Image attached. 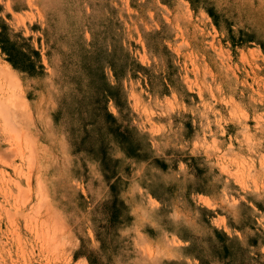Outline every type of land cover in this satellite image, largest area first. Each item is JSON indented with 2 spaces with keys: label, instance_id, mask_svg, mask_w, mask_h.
<instances>
[{
  "label": "rangeland",
  "instance_id": "obj_1",
  "mask_svg": "<svg viewBox=\"0 0 264 264\" xmlns=\"http://www.w3.org/2000/svg\"><path fill=\"white\" fill-rule=\"evenodd\" d=\"M202 263L264 264V0H0V264Z\"/></svg>",
  "mask_w": 264,
  "mask_h": 264
},
{
  "label": "trees",
  "instance_id": "obj_2",
  "mask_svg": "<svg viewBox=\"0 0 264 264\" xmlns=\"http://www.w3.org/2000/svg\"><path fill=\"white\" fill-rule=\"evenodd\" d=\"M2 50L4 52H6L8 54V63H10V65H12V67L16 70H19L20 72H27L25 68L21 67L18 63H17V57L14 56L13 54L9 53L8 51H6L4 48H2ZM31 75V74H30ZM222 237L224 239V242H228L230 241V239L225 235V234H222ZM201 263V261H200ZM203 264V263H202Z\"/></svg>",
  "mask_w": 264,
  "mask_h": 264
},
{
  "label": "bare ground",
  "instance_id": "obj_3",
  "mask_svg": "<svg viewBox=\"0 0 264 264\" xmlns=\"http://www.w3.org/2000/svg\"><path fill=\"white\" fill-rule=\"evenodd\" d=\"M8 71H9V70H8ZM3 74H4V73H3ZM5 75L8 77V78L6 77V80L9 81V80L11 79V78H10V75H9V74H8V75L5 74ZM2 76H3V75H2ZM2 76H1V77H2ZM4 79H5V78H4ZM12 80H13V79H12ZM11 82H14V81H11ZM9 83H10V81H9ZM10 84L13 85L12 83H10ZM14 84H15V83H14ZM10 93H11V92H10ZM12 98H13V97H12ZM10 99H11V98H10ZM65 246H66V245H65Z\"/></svg>",
  "mask_w": 264,
  "mask_h": 264
}]
</instances>
